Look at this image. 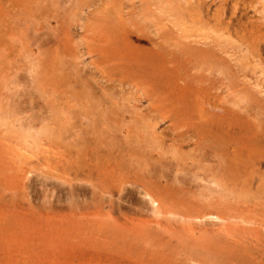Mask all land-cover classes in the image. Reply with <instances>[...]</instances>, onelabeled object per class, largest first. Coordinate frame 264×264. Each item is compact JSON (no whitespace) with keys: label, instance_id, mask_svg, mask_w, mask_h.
<instances>
[{"label":"rangeland","instance_id":"rangeland-1","mask_svg":"<svg viewBox=\"0 0 264 264\" xmlns=\"http://www.w3.org/2000/svg\"><path fill=\"white\" fill-rule=\"evenodd\" d=\"M182 1L0 0V264H264V0Z\"/></svg>","mask_w":264,"mask_h":264},{"label":"bare ground","instance_id":"bare-ground-1","mask_svg":"<svg viewBox=\"0 0 264 264\" xmlns=\"http://www.w3.org/2000/svg\"><path fill=\"white\" fill-rule=\"evenodd\" d=\"M118 1H119V0H118ZM169 1H170V0H169ZM178 1H179V0H178ZM181 1H182V0H180V2H181ZM44 2H45V1H44ZM49 2H50V1H49ZM56 2H57V1H56ZM152 2H153V1H152ZM182 2L185 3L186 1H185V2L182 1ZM178 3H179V2H178ZM41 4H42V3H41ZM64 4H65V3H64ZM97 5H98V4H97ZM186 5H187V4H186ZM32 6H33V5H32ZM56 6H57V5H56ZM58 6H59V5H58ZM183 6H184V4H183ZM159 7H160V6H159ZM168 7H169V6H168ZM171 7H172V6H171ZM180 7H182V6L180 5ZM51 8H52V7H51ZM56 8H58V7H56ZM80 8H81V7H80ZM119 8H120V7H119ZM119 8H117V9H119ZM184 8H185V6H184ZM202 8H203V7H202ZM175 9H176V8H175ZM175 9H173L174 12H175ZM43 10H44V9H43ZM59 10H60V9H59ZM119 10H120V9H119ZM171 10H172V9H171ZM115 11H116V8H115ZM115 11H113V12L115 13ZM45 13H46V12H45ZM109 13H110V12H109ZM133 13H134V12H133ZM145 13H146V12H145ZM177 13H178V12H177ZM200 13H201V12H200ZM119 14H120V13H119ZM121 14H122V13H121ZM180 14H182V13H180ZM37 15H38V14H37ZM112 15H113V14H112ZM120 16H121V15H120ZM132 16H133V15H132ZM183 16H184V15H183ZM183 16H182V19H183ZM79 18H80V17H79ZM115 18H116V17H115ZM169 18H170V17H169ZM160 19H161V18H160ZM175 19H176V18H175ZM179 19H180V17H179ZM118 20H119V19H118ZM118 20H117V21H118ZM170 20H171V18H170ZM183 20H184V19H183ZM222 20H223V19H222ZM143 21H144V20H143ZM168 21H169V20H168ZM173 21H174V20H173ZM220 21H221V20H220ZM231 21H232V20H231ZM108 22H110V24H111V21H108ZM113 22H114V21H113ZM122 22H123V20H122ZM178 22H180V21L178 20ZM123 23H124V22H123ZM107 24H108V23H107ZM82 25H83V24H82ZM113 25H114V24L112 23V25H111V29L108 28V29L106 30L107 33H111V31L113 32L114 29L117 27L116 25H115V26H113ZM125 25H126V24H125ZM112 26H113V27H112ZM152 26H153V25H152ZM154 27H155V26H154ZM175 27H176V26H175ZM202 27H204V26H202ZM230 27H231V26H230ZM99 28H100V27H99ZM105 28H106V27H105ZM117 28H119V25H118ZM208 28H209V27H208ZM228 28H229V27H228ZM233 28H234V27H233ZM262 28H263V27H262ZM126 29H127V28H126ZM150 29H151V28H150ZM127 30H128V29H127ZM262 30H264V28H263ZM108 31H109V32H108ZM222 31H223V30H222ZM223 32H224V31H223ZM232 32H233V31H232ZM237 32H238V31H237ZM40 33H41V32H40ZM161 33H162V32H161ZM207 33H208V32H207ZM229 33H230V32H229ZM254 33H255V32H254ZM212 34H213V33H212ZM216 34H218V33H216ZM263 34H264V33H263ZM122 35L125 36V37L127 38V35H125V34H123V33H122ZM204 35H205V34H204ZM206 35H207V34H206ZM242 35H243V34H242ZM42 36H44V35H42ZM112 36H113V35H112ZM217 36H218V35H217ZM225 36H226V35H225ZM253 36H254V35H253ZM253 36H252V37H253ZM260 36H261V35H260ZM37 37H38V36H37ZM37 37H36V38H37ZM161 37H162V36H161ZM166 37H167V36H166ZM211 37H213V35H212V36L210 35V38H211ZM220 37H221V36H220ZM222 37H224V36H222ZM222 37H221V38H222ZM95 38H96V37H95ZM177 38H178V37H177ZM254 38H255V37H254ZM259 38H260V37H259ZM39 39H40V38H39ZM123 39H124V38H123ZM141 39H143V38H141ZM85 40H86V39H85ZM206 40H207V39H206ZM224 40H225V41H228V40H226V39H224ZM257 40H258V39H257ZM103 41H104V40H103ZM126 41H127V39H124V42H126ZM139 41H140V40H139ZM142 41H143V40H142ZM142 41H141V42H142ZM252 41H253V40H251V42H252ZM95 42H96V41H95ZM235 42H236V41H235ZM143 43H144V41H143ZM210 43H211V42H210ZM228 43H230V42H227V44H228ZM239 43H241V42H239ZM256 43H257V42H255V44H256ZM66 44H67V43H66ZM79 44H80V42H79ZM165 44H166V43H165ZM214 44H215V43H214ZM227 44H226V45H227ZM80 45H81V44H80ZM144 45H145V44H144ZM184 45H185V44H184ZM184 45H183V46H184ZM222 45H223V44H222ZM238 45H239V44H238ZM261 45H262V44H261ZM57 46H58V45H57ZM78 46H79V45H78ZM125 46H126V45H125ZM127 46H128V45H127ZM183 46H182V47H183ZM206 46H207V45H206ZM215 46H216V45H215ZM220 46H221V45H220ZM230 46H231V45H229V46H227V47L230 48ZM240 46L242 47L243 45H240ZM248 46H249V44L247 45V47H248ZM254 46H255V45H254ZM262 46H263V45H262ZM262 46H261V47H262ZM66 47H67V46H66ZM140 47H141V46H140ZM224 47H225V46H223V48H224ZM245 47H246V46H245ZM261 47H260V48H261ZM56 48H57V47H56ZM144 48H145V47L143 46L142 49H144ZM199 48H200V47H199ZM218 48H219V46H218ZM218 48H216V49H218ZM220 48H221V47H220ZM248 48H249V47H248ZM253 48H254V47H253ZM142 49H141V50H142ZM209 49H210V48H209ZM212 49L214 50V47H213ZM233 49H234V48H233ZM246 49H247V48H246ZM255 49H256V48H255ZM257 49H258V48H257ZM141 50L139 49L140 52H141ZM146 50H148V49L146 48ZM146 50H145V51H146ZM182 50H183V49H182ZM184 50H185V48H184ZM202 50H203V49H202ZM210 50H211V49H210ZM219 50H220V49L216 50V52H219ZM242 50H243V49H242ZM110 51H111V50H110ZM145 51H144V52H145ZM148 51L151 52L150 49H149ZM148 51H147V52H148ZM154 51H155V50H154ZM158 51H159V50H158ZM186 51H187V50H186ZM223 51H225V49H223ZM256 51H257V50H256ZM256 51H255V52H256ZM263 51H264V50H263ZM182 52H183V51H182ZM199 52H201V50H199ZM210 52H211V51H210ZM214 52H215V51H214ZM225 52H226V51H225ZM245 52H246V50H245ZM108 53H109V52H108ZM122 53H123V52H122ZM152 53H153V52H152ZM154 53H156V52H154ZM163 53H164V52H163ZM188 53H189V52H188ZM190 53H191V52H190ZM202 53H203V51H202ZM220 53H221V52H219L218 54H220ZM227 53H228V52H227ZM227 53H226V54H227ZM246 53H248V52H246ZM115 54H116V52H115ZM127 54H128V53H127ZM142 54H143V53H141L140 55H142ZM196 54H197V53H196ZM196 54H194V55H196ZM258 54H259V53H258ZM144 55L146 56L147 54L144 53V54L142 55V56L145 58ZM160 55H161V54H160ZM181 55H183V54L181 53ZM184 55H185V54H184ZM188 55H190V54H188ZM201 55H202V54H199V56H201ZM207 55H208V54H207ZM207 55H206V57H207ZM210 55H211V53H210ZM115 56H116V55H114V57H115ZM120 56H121V55H120ZM120 56H119V57H120ZM151 56L154 57V56H156V55H151ZM164 56H165V55H164ZM166 56H167V55H166ZM170 56H171V55H170ZM174 56H175V55H173V56H171V57L174 58ZM203 56H204V55H203ZM222 56H223V55H222ZM247 56L250 57L251 55L248 54ZM121 57H122V56H121ZM127 57H128V56H127ZM148 57H149V52H148ZM153 57H152V58H153ZM157 57H158V56H157ZM157 57H156V58H157ZM162 57H163V55H162ZM162 57L160 56V58H162ZM176 57H177V56H176ZM189 57H190V56H189ZM189 57H187V58H189ZM191 57H192V56H191ZM208 57H209V55H208ZM233 57H235V56H233ZM249 57H248V58H249ZM252 57H253V55H252ZM79 58H80V57H79ZM116 58H117V56H116ZM129 58H130V57H129ZM164 58H165V57H164ZM164 58H163V60H164ZM166 58H167V57H166ZM201 58H202V57H201ZM204 58H205V57H204ZM215 58H216V57H215ZM238 58H239V57H238ZM238 58H237V60H238ZM241 58H242V57H241ZM63 59H64V58H62V60H63ZM77 59H78V57H77ZM77 59H76V60H77ZM146 59H147V58H146ZM146 59H145V60H146ZM149 59H150V57L148 58V60H149ZM167 59H168V58H167ZM170 59H171V58H170ZM170 59H169V60H170ZM176 59H177V58H176ZM207 59L209 60L210 57L207 58ZM212 59H213V58H212ZM217 59H218V58H217ZM223 59H224V58H223ZM235 59H236V58H235ZM71 60H72V59H71ZM120 60H121V59H120ZM137 60H138V58H137L136 60L134 59V61H137ZM171 60H172V59H171ZM174 60H175V59H174ZM188 60H189V59H188ZM214 60H215V59H214ZM237 60H236V61H237ZM63 61L65 62V60H63ZM78 61H79V60H78ZM154 61H158V59H157V60L154 59ZM165 61H166V60H165ZM211 61H212V60H211ZM219 61H221V59H220ZM234 61H235V60H234ZM239 61H240V58H239ZM104 62H105V61H104ZM148 62H149V61H148ZM151 62H152V60H151ZM158 62H159V61H158ZM162 62H163V61H162ZM167 62H168V61H167ZM212 62H213V61H212ZM241 62H242V61H241ZM75 63H76V62H75ZM81 63H82V62H81ZM135 63H136V62H135ZM138 63H139V62H138ZM156 63H157V62H156ZM168 63H169V62H168ZM187 63H188V62H187ZM213 63H214V62H213ZM234 63H235V62H234ZM59 64H60V63H59ZM64 64H65V63H64ZM71 64H72V63H71ZM140 64H141V60H140ZM149 64H150V63H149ZM197 64H198V63H197ZM209 64H210V63H209ZM216 64H217V61H216ZM259 64H260V63H259ZM143 65H144V64H143ZM195 65H196V64H195ZM201 65H202V64H201ZM203 65H204V64H203ZM211 65H212V64H211ZM229 65H230V64H229ZM82 66H83V65H82ZM136 66H137V65H136ZM146 66H147V65H146ZM153 66H154V65H153ZM156 66H158V65H156ZM163 66H164V65H163ZM171 66H172V65H171ZM226 66H227V65H226ZM243 66H244V64H243ZM245 66H246V65H245ZM245 66H244V68H245ZM259 66H260V65H259ZM52 67H53V66H52ZM64 67H65V66H64ZM68 67H69V66H68ZM70 67H71V66H70ZM70 67H69V68H70ZM139 67H141V65H139ZM139 67L137 66V68H139ZM143 67H144V66H143ZM147 67H148V66H147ZM150 67H151V66H150ZM150 67H148V68H150ZM165 67H166V66H165ZM219 67H220V66H219ZM219 67H218V68H219ZM69 68H68V69H69ZM72 68H73V67H72ZM72 68H71V69H72ZM109 68H110V67H109ZM117 68H118V67H117ZM238 68H239V67H237L236 69H238ZM68 69H67V70H68ZM80 69H81V68H80ZM80 69H78V70H80ZM140 69H141V68H140ZM146 69H147V68H146ZM146 69H143V70H146ZM153 69H154V68H153ZM207 69H208V68H207ZM223 69H224V67H223ZM62 70H63V69H62ZM74 70H75V68H74ZM78 70H77V71H78ZM107 70H108V69H107ZM109 70H110V69H109ZM141 70H142V69H141ZM143 70H142V73H144ZM149 70H150V69H149ZM162 70H163V67H162ZM162 70H161V68H160V71H161V72H162ZM164 70H165V69H164ZM164 70H163V71H164ZM176 70H177V69H176ZM70 71H72V70H70ZM80 71H81V70H80ZM158 71H159V69H158ZM160 71H159V72H160ZM107 72H108V71H107ZM121 72H122V70H121ZM140 72H141V71H140ZM145 72H146V71H145ZM149 72H150V71H148V73H149ZM164 72H165V71H164ZM164 72H163V73H164ZM166 72H167V69H166ZM168 72H169V71H168ZM168 72H167V74H168ZM239 72H241V71H240V68H239ZM73 73H74V72H73ZM80 73H81V72H80ZM175 73H176V71H175ZM76 74H78V73H76ZM76 74H75V75H76ZM113 74H114V73H113ZM153 74H156V73H153ZM167 74H164V75H167ZM170 74H171V73H170ZM84 75H85V74H84ZM114 75H115V74H114ZM137 75H138V74H137ZM139 75L141 76V74H139ZM145 75H146V74H145ZM151 75H152V74H151ZM79 76H81V75H79ZM77 77H78V76H76V78H77ZM88 77H89V76H88ZM158 77H160V76H158ZM169 77H170V76H168V78H169ZM176 77H177V76H176ZM85 78H86V76H85ZM89 78H91V77H89ZM145 78H146V80H148L147 77H145ZM150 78H151V76H150ZM152 78L154 79V75L152 76ZM81 79H82V78H81ZM95 79H96V78H95ZM95 79H94V80H95ZM155 79H156V77H155ZM159 79H160V78H159ZM159 79H158V80H159ZM258 79H259V78H258ZM142 80H143V79H142ZM150 80H151V79H150ZM262 80H263V79H262ZM31 81H32V80H31ZM251 81H252V80H251ZM32 82H33V81H32ZM36 82H37V81H36ZM94 82H95V81H94ZM112 82H113V81H112ZM151 82H153V81H151ZM97 83H98V82H97ZM105 83H106V82H105ZM133 83H134V82H133ZM153 83H154V82H153ZM156 83H157V82H156ZM158 83H159V82H158ZM163 83H164V82H163ZM256 83H257V82H256ZM26 84H27V83H26ZM76 84H77V83H76ZM82 84H83V83H82ZM100 84H101V83H100ZM108 84H109V83H108ZM110 84H111V83H110ZM165 84H166V83H165ZM168 84H169V82H168ZM176 84H177V83H176ZM88 85H89V84H88ZM88 85H85V86L88 87ZM152 85H153V84H152ZM157 85H158V84H157ZM82 86L85 87L84 84H83ZM89 86H90V85H89ZM126 86H127V85H126ZM174 86H175V85H174ZM251 86H252V85H251ZM255 86H256V85H255ZM260 86H262V85H260ZM260 86H259V84H258V87H260ZM91 87H92V86H91ZM118 87H120V86H118ZM149 87H150V85H149ZM153 87H154V86H153ZM158 87H159V85H158ZM258 87H257V88H258ZM263 87H264V86H263ZM263 87H262V88H263ZM114 88H115V87H114ZM114 88H113V89H114ZM135 88H136V87H135ZM169 88H170V87H169ZM171 88H173V87H171ZM176 88H177V86H176ZM176 88H175V89H176ZM253 88H255V87H253ZM262 88H261V89H262ZM71 89H72V88H71ZM84 89H86V88H84ZM108 89H109V88H108ZM116 89H117V88H116ZM120 89H121V88H120ZM173 89H174V88H173ZM185 89H186V88H185ZM86 90H87V89H86ZM122 90H123V89H122ZM135 90H136V89H134V92H135ZM138 90H139V89H138ZM140 90H141V88H140ZM179 90H181V89H179ZM83 91H84V90H83ZM99 91H100V89H99ZM110 91H111V90H110ZM114 91H115V90H114ZM116 91H117V90H116ZM156 91H158L157 88H156V90H155V94H156ZM160 91H161V90H160ZM162 91H163V90H162ZM176 91H178V90H176ZM84 92H86V91H84ZM92 92H93V91H92ZM112 92H113V90H112ZM120 92H121V90H120ZM141 92H142V91H141ZM259 92H260V91H259ZM261 92H262V91H261ZM97 93H98V92H97ZM123 93H124V92H123ZM152 93H154V92H152ZM179 93H180V91H179ZM35 94H36V93H35ZM119 94H120V93H119ZM130 94H131V93H130ZM155 94H154V95H155ZM161 94H162V93H161ZM246 94H247V93H246ZM85 95H86V94H85ZM88 95H89V91H88ZM104 95H106V94H104ZM120 95H121V94H120ZM156 95H157V94H156ZM254 95H255V94H254ZM261 95H262V94H261ZM102 96H103V95H102ZM131 96H132V95H131ZM174 96H175V95H174ZM107 97H108V96H107ZM155 97H156V96H155ZM257 97H258V96H257ZM261 97H262V96H261ZM100 98H101V97H100ZM254 98H255V97H254ZM91 99H92V98H91ZM173 99H174V98H173ZM178 99H179V97H178ZM260 99H261V98H260ZM107 100H108V99H107ZM168 100H169V99H168ZM170 100H171V99H170ZM245 100H246V99H245ZM262 100H263V99H262ZM82 101H83V100H82ZM99 101H101V99H100ZM158 101H159V100H158ZM160 101H161V100H160ZM255 101H256V103H257V100H256V99H255ZM14 102H15V101H14ZM113 102H114V101H113ZM167 102H168V101H167ZM184 102H185V101H184ZM232 102H233V101H232ZM247 102H248V101H247ZM251 102H252V101H251ZM135 103H136V102H135ZM173 103H174V101H173ZM253 103H254V102H253ZM262 103H263V101H262ZM114 104H115V103H114ZM117 104H118V103H117ZM36 105H37V104H36ZM121 105H122V104H121ZM121 105H120V106H121ZM126 105H127V103H126ZM182 105H183V104H182ZM261 105H262V104H261ZM76 106H77V105H76ZM116 106H117V105H116ZM116 106H114V107H115L114 110H116V109L118 108V107H116ZM174 107H175V105H174ZM176 107H177V106H176ZM34 108H35V106H34ZM60 108H61V107H60ZM98 108H99V107H98ZM107 108H108V106H107ZM110 108H111V107H110ZM110 108H109V109H110ZM181 108H182V107H181ZM49 109H50V108H49ZM85 109H86V108H85ZM99 109H100V108H99ZM52 110H53V109H52ZM96 110H98V109H96ZM124 110H125V109H124ZM124 110H123V111H124ZM126 110H128V109H126ZM175 110H176V109H175ZM178 110H179V109H178ZM34 111H35V110H34ZM40 111H41V110H40ZM45 111H46V110H45ZM111 111H112V110H111ZM117 111H118V110H117ZM171 111H172V110H171ZM10 112H11V111H10ZM98 112H99V110H98ZM113 112H114V111H113ZM121 112H122V111H121ZM126 112H129V111H126ZM132 112H133V111H132ZM172 112H175V111L173 110ZM43 113H44V112H43ZM46 113H47V112H46ZM73 113H74V112H73ZM114 113H115V112H114ZM124 113H125V111H124ZM129 113H130V112H129ZM143 113H144V112H143ZM146 113H147V112H146ZM181 113H182V112H181ZM186 113H187V112H186ZM14 114H15V113H14ZM14 114H12V115H14ZM94 114H95V113H94ZM94 114H93V115H94ZM122 114H123V113H122ZM151 114H152V113H151ZM178 114H179V113H178ZM182 114H183V113H182ZM38 115H39V114H38ZM44 115H45V114H44ZM113 115H114V114H113ZM115 115H116V114H115ZM120 115H121V114H120ZM229 115H230V114H229ZM96 116H97V115H96ZM128 116H129V115H128ZM157 116H158V115H157ZM169 116H170V115H169ZM48 117H49V116H48ZM70 117H71V116H70ZM114 117H115V116H114ZM142 117H143V116H142ZM155 117H156V116H155ZM206 117H207V116H206ZM210 117H211V115H210ZM227 117H228V116H227ZM54 118H55V117H54ZM172 118H173V115H172ZM260 118H261V117H260ZM33 119H34V118H33ZM33 119H32V120H33ZM76 119H77V118H76ZM132 119H133V118H132ZM132 119H131V120H132ZM145 119H146V118H145ZM145 119H144V120H145ZM169 119H170V118H169ZM235 119H236V118H235ZM36 120H38V119H36ZM131 120H130V121H131ZM158 120H160V119L158 118ZM158 120H157V121H158ZM189 120H190V119H189ZM17 121H18V120H17ZM46 121H47V117H46ZM141 121H142V120H141ZM160 121H161V120H160ZM162 121H163V120H162ZM127 122H128V121H127ZM127 122H126V123H127ZM143 122H144V121H142V123H143ZM145 122H146V120H145ZM233 122H234V121H233ZM262 122H263V121H262ZM17 123H18V122H17ZM36 123H37V122H36ZM45 123H46V122H45ZM155 123H156V122H155ZM157 123H158V122H157ZM235 123H236V122H235ZM20 124H21V123H20ZM48 124H49V123H48ZM75 124H76V123H75ZM111 124H112V123H111ZM117 124H118V123H117ZM121 124H122V123H121ZM189 124H191V123H189ZM189 124H187V125H189ZM196 124H197V123H196ZM236 124H237V123H236ZM73 125H74V124H73ZM76 125H77V124H76ZM115 125H116V123H115ZM126 125H127V124H126ZM147 125H148V124H147ZM150 125H151V124H150ZM152 125H153V124H152ZM154 125H155V124H154ZM204 125H205V124H204ZM234 125H235V124H234ZM248 125H249V124H248ZM23 126H24V124H23ZM30 126H31V125H30ZM40 126H41V124H40ZM40 126H39V127H40ZM110 126H111V125H110ZM195 126H196V125H195ZM238 126H239V124H238ZM46 127H47L46 130H48V126H46ZM46 127H44V128H46ZM142 127H144V125H142ZM145 127H146V126H145ZM149 127H150V126H149ZM151 127H152V126H151ZM153 127H154V126H153ZM157 127H158V126H157ZM240 127H241V126H240ZM255 127H256V126H255ZM19 128H20V127H19ZM49 128H50V127H49ZM62 128H63V126H62ZM72 128L74 129V126H72ZM108 128H109V127H108ZM167 128H168V127H167ZM206 128H207V127H206ZM241 128H242V127H241ZM259 128H260V127H259ZM41 129L43 130V128H41ZM53 129H54V128H53ZM68 129H69V128H68ZM106 129H107V128H106ZM142 129H143V128H142ZM145 129H146V128L143 129L144 132H148V131H145ZM151 129H152V128H150V130H151ZM173 129H174V128H173ZM253 129H254V128H253ZM18 130H19V129H18ZM25 130H28V129L26 128ZM55 130H56V129H55ZM65 130H66V129H65ZM153 130H156V129H153ZM168 130H169V132H171V131H170L171 129H168ZM180 130H182V129L180 128ZM254 130H255V129H254ZM23 131H24V130H23ZM40 131H41V130H40ZM51 131H52V130H51ZM133 131H134V130H133ZM156 131H157V130H156ZM166 131H167V130H166ZM190 131H191V130H190ZM190 131H189V132H190ZM194 131H195V130H194ZM197 131H198V130H197ZM250 131H251V130H249V132H250ZM60 132H61V131H59V133H60ZM72 132H73V131H72ZM106 132H107V131H105V133H106ZM144 132H142V133H144ZM149 132H150V131H149ZM163 132H164V131H163ZM179 132H181V131H179ZM189 132H188V133H189ZM253 132H254V131H253ZM26 133H27V132H26ZM41 133H42V131H41ZM41 133H40V134H41ZM44 133H45V132H44ZM48 133H50V132H48ZM54 133H55V132H54ZM57 133H58V132H57ZM57 133H56V134H57ZM101 133H103V130H102ZM107 133H110V132H107ZM164 133H165V132H164ZM238 133H239V132H238ZM250 133H251V132H250ZM23 134H24V132H23ZM23 134H22V135H23ZM60 134H61V133H60ZM92 134H95V133L92 132ZM96 134H97V133H96ZM96 134H95V139H97V138H96ZM110 134H111V133H110ZM110 134H109V135H110ZM122 134H123V133H122ZM169 134H170V133H169ZM216 134H217V132H216ZM53 135H54V134H53ZM101 135H102V134H101ZM104 135H105V134H104ZM107 135H108V134H107ZM148 135H149V134H148ZM150 135H153V134L150 133ZM156 135H157V133H156ZM163 135H164V134H163ZM178 135H179V134H178ZM203 135H204V134H203ZM205 135H207V134H205ZM208 135H210V134H208ZM88 136H89V135H88ZM91 136H92V135H91ZM99 136H100V135H99ZM110 136H111V135H110ZM145 136H146V135H145ZM145 136H144V137H145ZM153 136H155V135H153ZM153 136H150V137L152 138V139H150V140H153ZM160 136H162V133H161ZM167 136H168V135H167ZM172 136H173V135H172ZM191 136H192V135H187V133H185V134L183 133V135H182V137H181V138H182V139H181V142L184 143V144L187 145V146L190 145L191 142H194V141H193L194 138L191 137ZM215 136H218V135H215ZM31 137H32V136H31ZM35 137H36V135H35ZM68 137H69V136H68ZM101 137H102V136H101ZM101 137H99V138H100V139H103L105 136H104L103 138H101ZM141 137H142V136H141ZM163 137H164V136H163ZM210 137H211V135H210ZM218 137H219V136H218ZM238 137H239V136H238ZM238 137H237V138H238ZM251 137H252V136H251ZM25 138H26V137H25ZM27 138H29L28 135H27ZM58 138H59V137H58ZM107 138H108V137H107ZM147 138H148V137H147ZM158 138H159V137H158ZM195 138H197V137H195ZM201 138H202V137H201ZM222 138H223V137H222ZM222 138H219L218 141H217V143H216L214 146H211V147L209 146V147H210V148H209L210 150H208V151H209V154H210L211 156H214V157L218 158L219 163H220V164H219V165H220L219 167H221V168L223 169V164H222V163H223V161H224V155H225V154H224V147H225V146H224V142H223L224 139L222 140ZM228 138H229V137H228ZM233 138H234V137H233ZM239 138H240V137H239ZM255 138H256V137H255ZM261 138H262V137H261ZM32 139H33V138H32ZM127 139H128V138H127ZM141 139H142V138H141ZM171 139L173 140V138H171ZM202 139H203V138H202ZM258 139H259V138H258ZM76 140H77V139H76ZM79 140H82V138L79 139ZM83 140H84V139H83ZM103 140H104V139H103ZM105 140H106V139H105ZM105 140H104V142H106ZM143 140H144V139H143ZM143 140H142V141H143ZM146 140H147V139H146ZM159 140H160V138L158 139V142H159ZM175 140H176V139H175ZM175 140H173V141H175ZM206 140H207V139H206ZM225 140H226V139H225ZM96 141H97V140H96ZM119 141H120V140H119ZM135 141H136V140H135ZM135 141H133V142H135ZM142 141H140V142H141V143H144V142H142ZM148 141H149V139H148ZM155 141H156V140H155ZM155 141H154V142H155ZM179 141H180V140H179ZM195 141H197V140H195ZM208 141H209V140H208ZM215 141H216V140H215ZM226 141H227V140H226ZM228 141H229V139H228ZM230 141H231V139H230ZM230 141H229V142H230ZM34 142H35V141H34ZM104 142H103V143H104ZM108 142H109V141H108ZM110 142H111V141H110ZM129 142H130V141H129ZM161 142H162V141H161ZM203 142H204V141H203ZM210 142H212V141H210ZM233 142H234V141H233ZM245 142H246V141H245ZM260 142H261V141H260ZM26 143H28V142H26ZM82 143H83V142H82ZM84 143H85V141H84ZM93 143H94V142H92V144H93ZM96 143H97V142H96ZM100 143H101V141H100ZM103 143H102V144H103ZM136 143H137V141H136ZM152 143H153V142H152ZM152 143H149V144L152 145ZM176 143H177V142H176ZM237 143H238V142H237ZM241 143H242V142H241ZM263 143H264V142H263ZM74 144H75V143H74ZM74 144H73V146H74ZM94 144H95V143H94ZM94 144H93V145H94ZM98 144H99V143H98ZM105 144H106V143H105ZM107 144H108V143H107ZM113 144H114V143H113ZM146 144H147V143H146ZM198 144H199V143H198ZM205 144H207V142H206ZM76 145H77V143H76ZM83 145H84V144H83ZM87 145H88V142H87ZM89 145H90V144H89ZM108 145H109V144H108ZM140 145H141V144H140ZM142 145H144V144H142ZM157 145H158V144H157ZM195 145H196V144H195ZM235 145H236V144H235ZM244 145H245V144H244ZM246 145H247V144H246ZM77 146H78V145H77ZM81 146H82V144H81ZM81 146H80V147H81ZM115 146H116V145H115ZM148 146H149V145H148ZM152 146H153V145H152ZM154 146H155V145H154ZM181 146H182V145H181ZM231 146H232V145H231ZM240 146H241V145H240ZM247 146L249 147V144H248ZM259 146H261V144H259ZM80 147H79V148H76V149L78 150V149H80ZM110 147H111V146H109V148H110ZM113 147H114V145H113ZM116 147H117V146H116ZM116 147H114V148H116ZM156 147H157V146H156ZM168 147H169V146H168ZM196 147H197V146H196ZM237 147H238V146H237ZM263 147H264V146H263ZM82 148H83V147H82ZM96 148H98V147L95 146L94 149H96ZM100 148H104V147H101V144H100ZM120 148H121V147H120ZM137 148H138V147H137ZM139 148H140V147H139ZM139 148H138V149H139ZM151 148H152V147H151ZM197 148H198V147H197ZM228 148H229V147H228ZM232 148H233V147H232ZM250 148H251V147H250ZM254 148H255V147H254ZM86 149H87V148H86ZM94 149H93V150H94ZM111 149H112V147H111ZM122 149H123V148H122ZM144 149H145V148H144ZM146 149L148 150V148H146ZM152 149L155 150L154 148H152ZM179 149H180V147H179ZM179 149H178V150H179ZM202 149H203V148H202ZM243 149H244V148H243ZM243 149H241V150L243 151ZM256 149H257V148H256ZM80 150H81V149H80ZM107 150H108L107 153H109L110 149H107ZM107 150H106V151H107ZM112 150H113V149H112ZM114 150H115V149H114ZM118 150H119V149H118ZM124 150H126V149H124ZM139 150H140V149H139ZM141 150H142V149H141ZM149 150H150V149H149ZM245 150H246V148H245ZM59 151H60V150H59ZM62 151H63V150H62ZM82 151H83V149H82ZM82 151H81V153H83ZM84 151H85V148H84ZM116 151H117V149H116ZM121 151H122V150H121ZM127 151H128V150H126V152H127ZM144 151H145V150H143V153H144ZM86 152H87V150H86ZM96 152H98V151H96ZM110 152H111V151H110ZM200 152H201V151H200ZM243 152H244V151H243ZM259 152H260V150H259ZM89 153H90V152H89ZM111 153H112V152H111ZM111 153H110V154H111ZM118 153H119V151H118ZM127 153H128V152H127ZM131 153H132V152H131ZM139 153H140V151H139ZM205 153H206V151H205ZM240 153H241V152H240ZM244 153H245V152H244ZM255 153H256V152H255ZM255 153H253V154H255ZM257 153H258V152H257ZM260 153H262V152H260ZM77 154H78V153H77ZM91 154H92V153H91ZM94 154H95V153H94ZM97 154H98V153H97ZM104 154H105V153H104ZM174 154H175V153H174ZM201 154H202V153H201ZM207 154H208V153H207ZM228 154H229V153H228ZM238 154H239V152H238ZM82 155H83V154H82ZM121 155H122V154H120V156H121ZM132 155H133V154H132ZM134 155H135V154H134ZM137 155H138L139 157L143 156V155L140 156L139 154H137ZM137 155H136V156H137ZM199 155H200V154H199ZM233 155L235 156L236 153L233 154ZM240 155H241V154H240ZM78 156H79V155H78ZM85 156H86V155H85ZM85 156H84V157H85ZM98 156L100 157V155H98ZM101 156H102V154H101ZM211 156H210V157H211ZM225 156H226V155H225ZM241 156H242V155H241ZM105 157H106V156H105ZM201 157H202V156H201ZM204 157H205V156H204ZM226 157H227V156H226ZM231 157H232V156H231ZM251 157H252V156H251ZM251 157H250V158H251ZM135 158H136V157H135ZM141 158H142V157H141ZM143 158H144V156H143ZM146 158H148V157H146ZM228 158H229V157H228ZM235 158H237V156H236ZM239 158H240V157H239ZM250 158H249V159H250ZM104 159H106V158H104ZM119 159H120V158H119ZM136 159H137V158H136ZM149 159H151V158H149ZM229 159H230V158H229ZM229 159H228V160H229ZM232 159H233V158H232ZM240 159H241V158H240ZM254 159H255V158H254ZM260 159H261V158H260ZM95 160H96V159H95ZM127 160H128V159H127ZM129 160H130V159H129ZM145 160H146V159H145ZM215 160H216V159H215ZM242 160H243V159H242ZM250 160H251V159H250ZM58 161H59V160H58ZM137 161H138V160H137ZM244 161H245V159H244ZM247 161H248V160H247ZM257 161H259V158H258ZM128 162H129V161H128ZM146 162H148V159H147ZM150 162H151V160H150ZM179 162H180V161H179ZM142 163H143V162H142ZM142 163H141V164H142ZM151 163H152V162H151ZM232 163H234V162H232ZM235 163H236V161H235ZM244 163H245V162H244ZM139 164H140V163H139ZM144 164H145V163H144ZM147 164H148V163H146V165H147ZM154 164H155V163H154ZM211 164H213V163H211ZM230 164H231V163H230ZM239 164H240V163H239ZM255 164H256V162H255ZM155 165H156V164H155ZM167 165H168V164H167ZM175 165H176V164H175ZM214 165H215V164H214ZM237 165H238V164H237ZM240 165H241V164H240ZM157 166H158V165H157ZM228 166H229V165H228ZM228 166H227V167H228ZM232 166H233V165H232ZM234 166H235V165H234ZM234 166H233V167H234ZM249 166H250V165H249ZM144 167H145V165H144ZM150 167L153 168L154 166L152 167V165H151ZM159 167H160V166H159ZM164 167H165V166H164ZM171 167H172V166H171ZM177 167H178V166H177ZM180 167H181V166H180ZM235 167H237V166H235ZM255 167H256V166H255ZM160 168H161V167H160ZM165 168H166V167H165ZM168 168H169V167H168ZM212 168H213V167H212ZM242 168L244 169L243 166L241 167V169H242ZM245 168H246V167H245ZM249 168H250V167H249ZM251 168H252V167H251ZM123 169H125V168H123ZM148 169H149V168H148ZM154 169H156V168H154ZM162 169H163V168H162ZM226 169H227V168H226ZM226 169L224 170L225 172L228 170V169H227V170H226ZM235 169H236V168H235ZM241 169H239V170L241 171ZM139 170H145V169H144V168H143V169L141 168V169H139ZM165 170H166V169H165ZM178 170H179V169H178ZM220 170H221V169H220ZM145 171H146V170H145ZM147 171H148V170H147ZM154 171H155V170H153V172H154ZM156 171H157V170H156ZM170 171H171V170H170ZM237 171H238V170H237ZM243 171H244V170H243ZM251 171H252V170H251ZM133 172H134V171H133ZM133 172H132V173H133ZM153 172H152V173H153ZM157 172H158V171H157ZM157 172H156V173H157ZM163 172H164V171H163ZM171 172H172V171H171ZM241 172H242V171H241ZM249 172H250V171H249ZM60 173H61V172H60ZM140 173H142V172H140ZM143 173H144V172H143ZM152 173H150V174H152ZM169 173H170V172H169ZM228 173H229V171H228ZM246 173H247V172H246ZM252 173H253V172H252ZM252 173H251V176H250V177H252V175H253ZM125 174H126V173H125ZM167 174H168V172H167ZM167 174H166V175H167ZM184 174H185V173H184ZM244 174H245V173H244ZM137 175H138V174H137ZM143 175H144V174H143ZM152 175H153V174H152ZM156 175H157V174H155V176H156ZM175 175H176V173H175ZM239 175H241V174H239ZM245 175H246V174H245ZM249 175H250V174H249ZM157 176L159 177V174H158ZM179 176H180V174H179ZM185 176H186V175H185ZM233 176H234V178H235L234 173H233ZM145 177H146V176H145ZM148 177H149V176H148ZM163 177H164V176H163ZM250 177H249V178H250ZM141 178H142V176H141ZM141 178H140V179H141ZM154 178H155V177H153V179H154ZM161 178H162V177H161ZM161 178H160V179H161ZM193 178H195V177H193ZM198 178H199V177H198ZM230 178H231V177H230ZM232 178H233V177H232ZM239 178H240V177H239ZM245 178H246V177H245ZM252 178H253V177H252ZM77 179H78V178H77ZM176 179H177V178H176ZM42 180H43V179H42ZM191 180H192V179H191ZM142 181H143V180H142ZM144 181H145V180H144ZM188 181H189V180H188ZM214 181H215V180H214ZM71 182H72V181H71ZM215 182H217V181H215ZM261 182H262V181H261ZM209 183H210V182H209ZM158 184H159V183H158ZM174 184H175V183H174ZM261 185H262V184H261ZM80 186H81V185H80ZM92 186H93V185H92ZM165 186H166V185H165ZM182 186H183V185H182ZM90 187H91V186H90ZM138 187H139V186H138ZM144 187H145V186H143V189H144ZM139 188H140V187H139ZM155 188H156V187H155ZM223 188H224V187H223ZM145 189H146V187H145ZM145 189H144V191H145ZM147 191H150V189H147V190L144 192V195L147 196V197L149 198L148 201L151 203V205H154V206L157 205V202H156V201H158L159 198L155 200V199L152 197V195H154L153 190H152V192H147ZM160 191H161V190H160ZM259 191H260V190H259ZM95 193H96V192H95ZM151 193H152V195H151ZM214 194H215V192H214ZM122 195H123V194H122ZM138 196H139V195H138ZM214 196H215V195H214ZM71 197H72V196H71ZM125 198H126V197H125ZM144 198H145V197H144ZM144 208H145V207H144ZM135 209H136V208H135ZM153 210H154V209H153ZM153 210H152V211H153ZM141 212H142V211H141ZM126 213H127V212H126ZM142 213H143V212H142ZM214 215H216V214H214ZM216 217H217V216H216ZM217 218H218V217H217ZM220 218H221V217H220ZM215 219H216V218H215ZM218 220H219V218H218Z\"/></svg>","mask_w":264,"mask_h":264}]
</instances>
